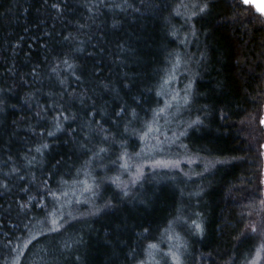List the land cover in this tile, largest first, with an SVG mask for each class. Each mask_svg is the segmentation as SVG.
<instances>
[{
  "label": "trees",
  "instance_id": "1",
  "mask_svg": "<svg viewBox=\"0 0 264 264\" xmlns=\"http://www.w3.org/2000/svg\"><path fill=\"white\" fill-rule=\"evenodd\" d=\"M263 106L264 18L241 0H0V264H145L185 219L181 264L250 263ZM157 116L175 166L117 191ZM74 190L96 213L63 206Z\"/></svg>",
  "mask_w": 264,
  "mask_h": 264
},
{
  "label": "rangeland",
  "instance_id": "2",
  "mask_svg": "<svg viewBox=\"0 0 264 264\" xmlns=\"http://www.w3.org/2000/svg\"><path fill=\"white\" fill-rule=\"evenodd\" d=\"M246 5H251V2H245V0H241ZM254 7V6H253ZM254 10L256 13L261 15L264 18V12L258 9L255 5ZM163 113L161 116L163 117ZM165 116V115H164ZM162 117H155L154 121L150 126L144 131L140 136L141 146L140 149L132 155H127L125 159H123L121 163V167L119 168V173L116 179L112 182L113 186L117 191H127L138 182L143 179L145 176L153 172L154 170L161 169H171L175 166V163L170 158L168 152L170 149V145L172 144V135L167 130V121L164 122ZM166 120V119H165ZM261 124L264 129V106L263 113L261 118ZM263 150V172L261 178V203L264 206V143L262 144ZM65 195V201L63 206L66 203L73 207L74 204L79 206L88 205L86 210V214H82L80 212H76L74 214L81 216H92L96 213V208L92 207V201L89 202V198L87 195L83 193V191L74 190ZM63 196H61V199ZM89 202V203H88ZM60 210L55 209L52 213V226L55 227L57 221L60 218ZM55 222V223H53ZM182 226V227H181ZM177 229L173 231V235L170 239L167 240V246L169 247V251L167 253H159L156 252L155 255H152L148 258L145 264H176L174 256L179 257V261L181 264V259L183 255L187 253V243L188 240L185 237V232H191L194 236V226L189 222L188 219H185L181 225L176 227ZM248 234H253V227L247 230ZM244 264V263H243ZM248 264H264V231L261 233V244L256 249L254 257L251 259Z\"/></svg>",
  "mask_w": 264,
  "mask_h": 264
},
{
  "label": "snow or ice",
  "instance_id": "3",
  "mask_svg": "<svg viewBox=\"0 0 264 264\" xmlns=\"http://www.w3.org/2000/svg\"><path fill=\"white\" fill-rule=\"evenodd\" d=\"M245 2H248V0H245ZM207 8V5H204V7H202L201 9H200V11L201 12H203V11H205V9ZM49 135H52V133H49ZM44 147H47V145H44ZM37 151H39V149H37ZM103 151V150H102ZM86 190H87V188H86ZM53 223H55V222H53ZM197 227V229L198 230H200V225H197L196 226ZM53 231H57L58 229H52ZM253 231H255V229H253ZM150 247H155L154 245H152V246H150ZM174 259H175V262H176V264H180V261H179V257L178 256H174Z\"/></svg>",
  "mask_w": 264,
  "mask_h": 264
},
{
  "label": "bare ground",
  "instance_id": "4",
  "mask_svg": "<svg viewBox=\"0 0 264 264\" xmlns=\"http://www.w3.org/2000/svg\"><path fill=\"white\" fill-rule=\"evenodd\" d=\"M252 4L256 5L259 10L264 12V1L261 0H249Z\"/></svg>",
  "mask_w": 264,
  "mask_h": 264
},
{
  "label": "water",
  "instance_id": "5",
  "mask_svg": "<svg viewBox=\"0 0 264 264\" xmlns=\"http://www.w3.org/2000/svg\"><path fill=\"white\" fill-rule=\"evenodd\" d=\"M261 1H264V0H261Z\"/></svg>",
  "mask_w": 264,
  "mask_h": 264
}]
</instances>
